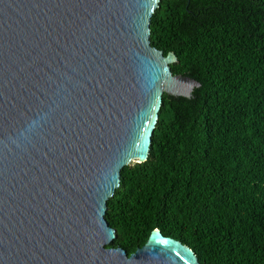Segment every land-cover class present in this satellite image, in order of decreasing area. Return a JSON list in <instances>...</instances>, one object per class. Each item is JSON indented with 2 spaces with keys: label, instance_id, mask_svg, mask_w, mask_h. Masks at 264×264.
<instances>
[{
  "label": "water",
  "instance_id": "obj_1",
  "mask_svg": "<svg viewBox=\"0 0 264 264\" xmlns=\"http://www.w3.org/2000/svg\"><path fill=\"white\" fill-rule=\"evenodd\" d=\"M160 1L0 0V264H200L158 229L109 247L107 200L162 95L200 86L150 45Z\"/></svg>",
  "mask_w": 264,
  "mask_h": 264
},
{
  "label": "trees",
  "instance_id": "obj_2",
  "mask_svg": "<svg viewBox=\"0 0 264 264\" xmlns=\"http://www.w3.org/2000/svg\"><path fill=\"white\" fill-rule=\"evenodd\" d=\"M149 41L200 86L162 95L147 160L107 200L109 247L158 229L200 264H264V0H161Z\"/></svg>",
  "mask_w": 264,
  "mask_h": 264
}]
</instances>
